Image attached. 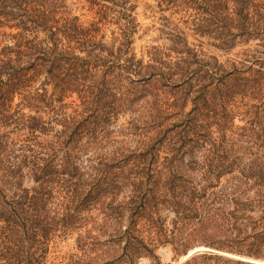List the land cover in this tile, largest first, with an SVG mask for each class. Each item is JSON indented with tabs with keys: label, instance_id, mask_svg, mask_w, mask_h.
<instances>
[{
	"label": "trees",
	"instance_id": "16d2710c",
	"mask_svg": "<svg viewBox=\"0 0 264 264\" xmlns=\"http://www.w3.org/2000/svg\"><path fill=\"white\" fill-rule=\"evenodd\" d=\"M155 1L249 48L163 24L137 55L132 0H0V264L264 262V1Z\"/></svg>",
	"mask_w": 264,
	"mask_h": 264
},
{
	"label": "rangeland",
	"instance_id": "374dc122",
	"mask_svg": "<svg viewBox=\"0 0 264 264\" xmlns=\"http://www.w3.org/2000/svg\"><path fill=\"white\" fill-rule=\"evenodd\" d=\"M132 1L136 4V17L139 23V32L134 42V48L137 55H140L145 49L149 48L151 45H162L165 43L164 35H161L160 32V29L163 27V24H170L169 26L177 24L179 28L187 32L190 42H193L195 44L202 43V47L205 51L216 55L222 62L235 58L237 53L241 52L243 49H245V47L249 48V46H240L227 53L216 50L214 47L210 46L209 39L196 37L192 34L190 30L185 29L183 25L179 23V15H171L169 11H162L155 0ZM75 12L80 15L81 21L83 23H87L91 19L90 13H88L85 9L75 10ZM253 45H250V48L253 47ZM119 122H123V117L120 119ZM235 123L242 124L238 121H236ZM119 138L123 139V136H119ZM198 247H201V251L208 249L203 248L202 245L198 244H194L190 249ZM218 253L235 259L241 258L239 256L224 253L221 251H219ZM156 255L157 261L155 262L157 264H170V262L171 264H181L184 262L183 259L177 261V259L181 258L182 256L178 255L175 257L172 247L170 245L160 246L156 250ZM142 264H150V261L147 259H143Z\"/></svg>",
	"mask_w": 264,
	"mask_h": 264
},
{
	"label": "water",
	"instance_id": "95a60500",
	"mask_svg": "<svg viewBox=\"0 0 264 264\" xmlns=\"http://www.w3.org/2000/svg\"><path fill=\"white\" fill-rule=\"evenodd\" d=\"M201 250H202L201 248H194V249L188 251V252H187L185 255H183L181 258L177 259V261H179L180 259H183V261H185V260H187L190 256H192L193 254H195V253H197V252H199V251H201ZM248 261H250V262H252V263H255V264H264V262L259 261V260H251V259H250V260H248ZM142 262H143V259L140 260L139 264H142ZM170 264H171V262H170Z\"/></svg>",
	"mask_w": 264,
	"mask_h": 264
}]
</instances>
